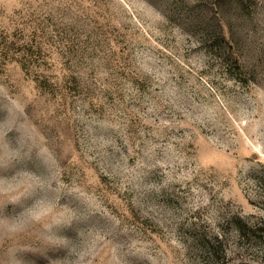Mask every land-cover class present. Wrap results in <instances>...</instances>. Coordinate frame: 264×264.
<instances>
[{"label":"rangeland","instance_id":"1","mask_svg":"<svg viewBox=\"0 0 264 264\" xmlns=\"http://www.w3.org/2000/svg\"><path fill=\"white\" fill-rule=\"evenodd\" d=\"M0 264H264V0H0Z\"/></svg>","mask_w":264,"mask_h":264}]
</instances>
